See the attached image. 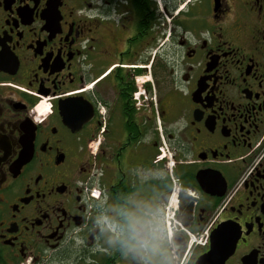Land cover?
<instances>
[{"label": "flooded vegetation", "instance_id": "1", "mask_svg": "<svg viewBox=\"0 0 264 264\" xmlns=\"http://www.w3.org/2000/svg\"><path fill=\"white\" fill-rule=\"evenodd\" d=\"M128 196L177 264H264V0H0V264H134Z\"/></svg>", "mask_w": 264, "mask_h": 264}, {"label": "clouds", "instance_id": "2", "mask_svg": "<svg viewBox=\"0 0 264 264\" xmlns=\"http://www.w3.org/2000/svg\"><path fill=\"white\" fill-rule=\"evenodd\" d=\"M115 215L101 211L94 218L99 232L122 256L134 264H177L168 245L162 210L154 203L125 198Z\"/></svg>", "mask_w": 264, "mask_h": 264}, {"label": "water", "instance_id": "3", "mask_svg": "<svg viewBox=\"0 0 264 264\" xmlns=\"http://www.w3.org/2000/svg\"><path fill=\"white\" fill-rule=\"evenodd\" d=\"M64 109H70V105H65L63 104L62 105V110L64 111ZM220 241L221 239L219 240V237H218V234L216 232H214L213 234H211V245H210V250H209V256L210 258H215L217 255H218V248H219V245H220ZM222 257H225V255H223ZM223 259V258H221ZM197 264H201L200 263H197Z\"/></svg>", "mask_w": 264, "mask_h": 264}, {"label": "rangeland", "instance_id": "4", "mask_svg": "<svg viewBox=\"0 0 264 264\" xmlns=\"http://www.w3.org/2000/svg\"><path fill=\"white\" fill-rule=\"evenodd\" d=\"M163 170H164V168L163 167H161ZM161 171V170H160Z\"/></svg>", "mask_w": 264, "mask_h": 264}, {"label": "built area", "instance_id": "5", "mask_svg": "<svg viewBox=\"0 0 264 264\" xmlns=\"http://www.w3.org/2000/svg\"><path fill=\"white\" fill-rule=\"evenodd\" d=\"M203 242H204V239H203Z\"/></svg>", "mask_w": 264, "mask_h": 264}]
</instances>
